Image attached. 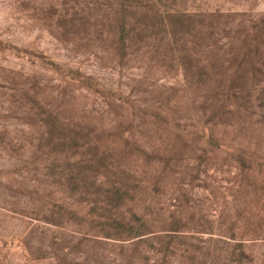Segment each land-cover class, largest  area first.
<instances>
[{
  "label": "rangeland",
  "instance_id": "374dc122",
  "mask_svg": "<svg viewBox=\"0 0 264 264\" xmlns=\"http://www.w3.org/2000/svg\"><path fill=\"white\" fill-rule=\"evenodd\" d=\"M130 1L0 0V264H264V0Z\"/></svg>",
  "mask_w": 264,
  "mask_h": 264
},
{
  "label": "trees",
  "instance_id": "16d2710c",
  "mask_svg": "<svg viewBox=\"0 0 264 264\" xmlns=\"http://www.w3.org/2000/svg\"><path fill=\"white\" fill-rule=\"evenodd\" d=\"M129 2H131L130 0H128ZM132 3V2H131ZM130 6V5H129ZM263 21H264V19H263Z\"/></svg>",
  "mask_w": 264,
  "mask_h": 264
}]
</instances>
